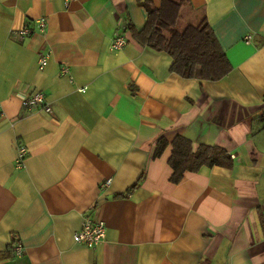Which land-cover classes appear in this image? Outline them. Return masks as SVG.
<instances>
[{
  "label": "crops",
  "instance_id": "crops-1",
  "mask_svg": "<svg viewBox=\"0 0 264 264\" xmlns=\"http://www.w3.org/2000/svg\"><path fill=\"white\" fill-rule=\"evenodd\" d=\"M185 1L180 26L204 18L231 65L218 81L140 42L161 0H0V264H264V0ZM35 92L48 112L22 106ZM178 136L232 166L170 183ZM85 216L105 224L97 247L73 241Z\"/></svg>",
  "mask_w": 264,
  "mask_h": 264
},
{
  "label": "trees",
  "instance_id": "trees-1",
  "mask_svg": "<svg viewBox=\"0 0 264 264\" xmlns=\"http://www.w3.org/2000/svg\"><path fill=\"white\" fill-rule=\"evenodd\" d=\"M185 5V0H161L159 8L145 4L147 21L138 32L140 42L167 54L172 60L170 71L180 77L218 81L231 71V65L204 18L195 25L180 26V11ZM124 33H129L128 25ZM255 119L264 125V111ZM167 145L159 138L153 158L161 156ZM167 163L171 169L169 182L177 184L186 172L196 173L201 167H231L232 159L219 147L200 145L194 149L188 139L178 136L171 142ZM135 186L129 187L125 194ZM15 244L12 240L7 247L10 249Z\"/></svg>",
  "mask_w": 264,
  "mask_h": 264
},
{
  "label": "built area",
  "instance_id": "built-area-1",
  "mask_svg": "<svg viewBox=\"0 0 264 264\" xmlns=\"http://www.w3.org/2000/svg\"><path fill=\"white\" fill-rule=\"evenodd\" d=\"M66 2H70L72 0H65ZM37 28L39 32H43L45 29L46 22L44 19L36 20ZM31 34V30L28 28H23L20 31L15 33V37L18 40H23L28 35ZM249 40V37H246V41ZM127 43L126 36L124 32L115 33L114 37L110 43L111 51L121 50ZM49 57L48 53L40 56L38 60V65L40 69H43L47 64V59ZM61 73L66 74V69H61ZM83 90V89H82ZM22 106L25 108H36L40 107L44 112H48L50 110L49 105L46 103L45 95L42 92H35L22 100ZM26 157V150L23 146H18L17 148V156L15 159V167L17 169L22 167L23 161ZM109 180L105 181L101 185V188L107 186L109 184ZM106 227L102 220L93 219L89 216H85L82 220L80 229L74 234L73 241L76 244L94 248L101 244L103 239L105 238ZM12 253L15 257H19L22 253L21 244L17 243L13 246Z\"/></svg>",
  "mask_w": 264,
  "mask_h": 264
}]
</instances>
